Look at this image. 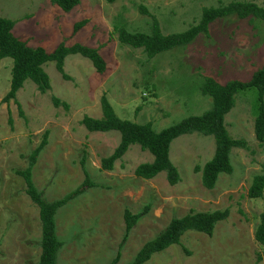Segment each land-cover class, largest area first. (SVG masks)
I'll return each mask as SVG.
<instances>
[{"label": "rangeland", "instance_id": "rangeland-1", "mask_svg": "<svg viewBox=\"0 0 264 264\" xmlns=\"http://www.w3.org/2000/svg\"><path fill=\"white\" fill-rule=\"evenodd\" d=\"M250 2L264 7V0H80L65 13L51 0H0V16L15 22L13 34L32 48L52 53L60 44H82L99 50L106 72L99 73L80 55L66 58L63 78L55 62L44 66L51 90L39 92L28 80L17 99L3 103L10 90L13 60L0 64V264H40L42 224L39 207L26 193L17 171L29 166V158L47 134L48 145L33 170V181L44 198H63L84 183L86 173L95 184L69 202L56 215V231L64 246L57 264H109L125 234L124 212H148L130 232L119 264L131 263L141 248L161 234L174 218L192 211L228 209L212 237L188 231L180 245L156 254L146 264H264V246L255 231L264 213V198L251 199L249 189L264 174V145L255 137L258 91L236 97L226 116L230 136L243 140L246 149L232 150L234 172L221 174L213 190L202 184L203 168L215 155L213 136L184 135L171 146L170 158L181 181L172 186L165 172L152 180L135 175L154 156L133 145L115 163L102 169L121 142L118 131L89 132L82 124L88 116L103 118L106 97L122 120L152 124L157 132L213 106L202 93L206 78L225 85L250 81L264 67V20L219 18L208 34L187 46L162 52L153 59L122 44L118 27L131 33H152L153 20L164 35L182 33L197 25L203 10ZM86 21L77 33L75 24ZM60 105L56 106L54 100Z\"/></svg>", "mask_w": 264, "mask_h": 264}, {"label": "trees", "instance_id": "trees-1", "mask_svg": "<svg viewBox=\"0 0 264 264\" xmlns=\"http://www.w3.org/2000/svg\"><path fill=\"white\" fill-rule=\"evenodd\" d=\"M53 4L61 8L65 13L72 12L80 5V0H51ZM115 3L117 0H107ZM235 15L240 19L257 18L264 20V7L250 2H232L227 6L206 8L203 10L200 22L185 32L164 35L159 22L154 19L152 33H131L124 26L118 27L119 40L122 44L136 50H142L149 59H153L162 52L173 50L177 47L187 46L199 35L208 34L210 26L219 18ZM86 25L81 21L74 26L77 33ZM15 22L0 16V64L2 60H13L12 79L10 90L3 99V103H10L17 99V94L24 88L25 83L31 80L39 92L46 94L51 90V79L45 72L44 66L49 62H55L57 70L63 78L70 80L64 71L67 57L80 55L92 62L96 70L103 74L106 72V63L99 50L89 48L82 44L66 46L60 44L52 53L43 48H32L26 42L13 34ZM250 89L258 91L255 119V137L260 145H264V67L257 71L252 79L247 82L230 81L225 85L219 84L212 78H206L202 85V93L213 99V106L200 116L188 117L179 123L167 127L159 132L153 129L152 124H137L132 121L122 120L115 113L112 105L106 97L101 100L103 118L94 119L86 116L82 124L91 132L107 133L118 131L122 138L114 153L102 159V169L114 170L115 163L121 160L130 147L139 145L143 151H148L154 156L151 163L141 164L137 167L135 175L144 180H152L160 173L167 174L170 185L175 186L181 181L178 168L170 158L172 143L181 136L199 133L205 136H213L216 141L215 155L203 168H196L202 172V184L208 190H213L221 174L231 175L234 168L231 162L233 149H246L247 144L243 140H236L230 136L227 128L226 116L236 106V97ZM56 106L60 105L58 99L54 100ZM47 134L39 147L29 158V166L25 170L17 171L26 184V193L32 202L39 207L40 221L42 224V254L40 264H57L58 253L64 243L58 238L56 231V215L69 202L75 200L93 187L89 175L86 173L84 183L63 198L49 202L44 198V192L38 190L33 181V170L37 161L47 147ZM248 196L251 199L264 198V174L254 178L249 189ZM147 207L143 212L134 214L129 209L124 212L125 234L120 243L115 258L109 264H119L121 252L130 232L138 221L148 212ZM230 211L217 210L212 212L192 211L182 218H174L168 227L155 239L147 242L138 252L134 260L129 264H146L154 255L163 253L171 246L180 245L182 237L188 231H196L212 237L220 222L229 218ZM255 240L264 246V213L260 216L259 225L255 231Z\"/></svg>", "mask_w": 264, "mask_h": 264}]
</instances>
